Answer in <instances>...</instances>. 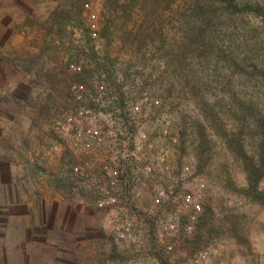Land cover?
<instances>
[{
    "label": "rangeland",
    "instance_id": "rangeland-1",
    "mask_svg": "<svg viewBox=\"0 0 264 264\" xmlns=\"http://www.w3.org/2000/svg\"><path fill=\"white\" fill-rule=\"evenodd\" d=\"M188 2L0 0V264H264V0L221 19L243 68L190 41ZM79 95L162 132L174 248L107 242L65 167Z\"/></svg>",
    "mask_w": 264,
    "mask_h": 264
},
{
    "label": "built area",
    "instance_id": "built-area-1",
    "mask_svg": "<svg viewBox=\"0 0 264 264\" xmlns=\"http://www.w3.org/2000/svg\"><path fill=\"white\" fill-rule=\"evenodd\" d=\"M77 100L90 107L64 118V133L79 151L65 167L99 218L107 242L123 249L174 248L178 229L169 208L174 168L165 165L162 132L136 128L130 100L82 95ZM101 118L120 126L101 129Z\"/></svg>",
    "mask_w": 264,
    "mask_h": 264
},
{
    "label": "trees",
    "instance_id": "trees-1",
    "mask_svg": "<svg viewBox=\"0 0 264 264\" xmlns=\"http://www.w3.org/2000/svg\"><path fill=\"white\" fill-rule=\"evenodd\" d=\"M252 5V0H189L187 6L191 24L188 27L186 25L189 32L187 36L192 43L198 44L199 47H196L197 49L204 48L210 53H218L224 56L228 67L243 68L237 59L239 54L229 44L232 42L231 38L233 35L231 34L233 33L226 34L224 30L225 21L221 19L227 15V21L234 26L235 22H237L236 18L242 17L246 10L253 7ZM240 13L242 14L240 15ZM249 59V56L244 58L243 63H247ZM181 64L183 65L182 67L187 65L185 61H182ZM251 66H253L251 69H257L254 64ZM245 108L244 111L246 113H253L254 108ZM209 111L215 115V111Z\"/></svg>",
    "mask_w": 264,
    "mask_h": 264
}]
</instances>
